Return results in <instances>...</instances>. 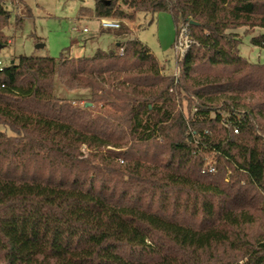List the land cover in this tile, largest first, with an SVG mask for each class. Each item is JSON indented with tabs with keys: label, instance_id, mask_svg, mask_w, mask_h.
<instances>
[{
	"label": "trees",
	"instance_id": "16d2710c",
	"mask_svg": "<svg viewBox=\"0 0 264 264\" xmlns=\"http://www.w3.org/2000/svg\"><path fill=\"white\" fill-rule=\"evenodd\" d=\"M159 10L176 28L193 21L177 76L136 37L121 53L19 55L0 68L12 133L0 130V264H264V231H251L264 223V63L239 54L235 31L264 28V0H94L80 13ZM250 42L264 48V33ZM57 76L85 101L57 96ZM212 150L215 171L201 172Z\"/></svg>",
	"mask_w": 264,
	"mask_h": 264
},
{
	"label": "rangeland",
	"instance_id": "374dc122",
	"mask_svg": "<svg viewBox=\"0 0 264 264\" xmlns=\"http://www.w3.org/2000/svg\"><path fill=\"white\" fill-rule=\"evenodd\" d=\"M19 3L17 0L4 2L10 16L2 28L7 37L6 43L0 45V60L3 65L16 60L19 55L58 58L63 52L71 57H87L92 56L97 49L111 48L118 51L117 43L136 37L156 56L164 73L175 76L179 73L173 51L176 27L169 11L134 12L132 18L116 17L121 21L120 27H127L128 31L118 34L114 29H102L98 18L89 12L80 13L82 8L90 11L94 0H20ZM124 9L132 13V9L126 6ZM18 15L23 19L20 26L16 24ZM235 31L241 39L239 54L250 62L264 63V48L250 42L252 36L264 33V28L239 27ZM56 81L58 85H54V92L57 96L71 98L76 103L85 101L88 90H70L61 83L58 76ZM176 102L177 108L189 115L186 98L177 95ZM0 130L12 134L6 126L0 125ZM251 231L254 234L264 231V223L253 225Z\"/></svg>",
	"mask_w": 264,
	"mask_h": 264
},
{
	"label": "built area",
	"instance_id": "2783aa9c",
	"mask_svg": "<svg viewBox=\"0 0 264 264\" xmlns=\"http://www.w3.org/2000/svg\"><path fill=\"white\" fill-rule=\"evenodd\" d=\"M98 21L102 29H114L115 30V29L120 28L121 26V21L114 17H100L98 18ZM190 24H191V20L186 19L180 22L176 28V37L173 43V51H174L175 58L177 59V62L180 59H182L187 49L191 46V44L194 43V40L190 32ZM83 31H86V28H83ZM118 52L119 53L122 52V47L119 48ZM2 66H3V63L0 60V68ZM219 114L222 115L223 117L225 116V114L221 111H219ZM221 123L224 126H228L226 118H221ZM233 131L237 132V126H233ZM191 132H192L193 143H195L196 145H200L202 148L208 147V143L203 141L198 134H196L193 131ZM205 133H207V131H205ZM213 153L214 151L212 150L210 153L205 154L204 163L202 165L201 172H214L215 171V165H214V161L212 158Z\"/></svg>",
	"mask_w": 264,
	"mask_h": 264
},
{
	"label": "water",
	"instance_id": "95a60500",
	"mask_svg": "<svg viewBox=\"0 0 264 264\" xmlns=\"http://www.w3.org/2000/svg\"><path fill=\"white\" fill-rule=\"evenodd\" d=\"M192 22H193V21H191V23H192ZM86 104H87V105H89L90 103H89V102H87Z\"/></svg>",
	"mask_w": 264,
	"mask_h": 264
},
{
	"label": "crops",
	"instance_id": "0c3cea01",
	"mask_svg": "<svg viewBox=\"0 0 264 264\" xmlns=\"http://www.w3.org/2000/svg\"><path fill=\"white\" fill-rule=\"evenodd\" d=\"M118 44V43H117Z\"/></svg>",
	"mask_w": 264,
	"mask_h": 264
}]
</instances>
